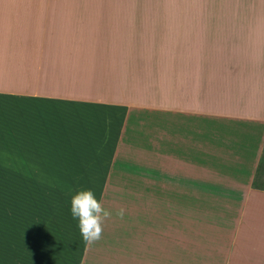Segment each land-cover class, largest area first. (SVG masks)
<instances>
[{
    "label": "crops",
    "instance_id": "1",
    "mask_svg": "<svg viewBox=\"0 0 264 264\" xmlns=\"http://www.w3.org/2000/svg\"><path fill=\"white\" fill-rule=\"evenodd\" d=\"M263 15L260 0H0V238L36 231L49 191L102 206L183 188L235 207L234 253L264 264ZM138 190L157 193H118Z\"/></svg>",
    "mask_w": 264,
    "mask_h": 264
},
{
    "label": "rangeland",
    "instance_id": "2",
    "mask_svg": "<svg viewBox=\"0 0 264 264\" xmlns=\"http://www.w3.org/2000/svg\"><path fill=\"white\" fill-rule=\"evenodd\" d=\"M246 0H134L135 5L238 6ZM253 1V0H250ZM264 4V0H260ZM249 14V13H248ZM254 20L255 15H248ZM252 14V13H251ZM258 20H263L257 15ZM264 16V15H263ZM241 17L235 15V18ZM1 192V191H0ZM3 199L9 191H2ZM46 193V191H43ZM78 191H49L55 212L38 209V227L31 222L13 244L0 238V264H252L254 254L234 253L231 241L237 215L235 207L198 204L190 189L169 190L164 199L136 204L106 191L102 207L112 213L102 224L99 241L88 246L80 234L78 219L70 220L71 197ZM159 192V191H158ZM94 195L96 191L93 192ZM128 199H146L156 190L118 191ZM150 195V196H149ZM70 198L63 206L59 198ZM1 198V197H0ZM4 203V200H3ZM206 203V202H205ZM124 209V217L116 211ZM25 212H23V215ZM25 216V215H24ZM76 219V218H74ZM1 235V234H0ZM10 245V247L8 245ZM16 251H18L16 253ZM241 258V260H239Z\"/></svg>",
    "mask_w": 264,
    "mask_h": 264
},
{
    "label": "clouds",
    "instance_id": "3",
    "mask_svg": "<svg viewBox=\"0 0 264 264\" xmlns=\"http://www.w3.org/2000/svg\"><path fill=\"white\" fill-rule=\"evenodd\" d=\"M70 204L71 215L78 219V227L83 241L88 246L99 241L103 231V221L110 218L112 213L101 206L91 190L76 192L71 197ZM115 214L118 218L123 219L124 209L117 210Z\"/></svg>",
    "mask_w": 264,
    "mask_h": 264
}]
</instances>
